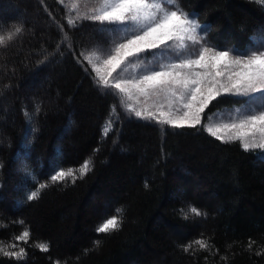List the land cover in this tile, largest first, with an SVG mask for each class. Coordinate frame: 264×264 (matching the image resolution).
Segmentation results:
<instances>
[{
    "label": "trees",
    "instance_id": "16d2710c",
    "mask_svg": "<svg viewBox=\"0 0 264 264\" xmlns=\"http://www.w3.org/2000/svg\"><path fill=\"white\" fill-rule=\"evenodd\" d=\"M178 3L210 25L209 44L244 52L258 47L252 37L264 36L260 0ZM71 6L72 0H0V35L18 22L26 27L0 47V246L24 247L27 255L19 264H264V153L221 144L203 131L129 118L118 101L94 87L95 74L70 51L38 66L40 50L51 52L61 38L53 17L65 24L76 55L90 47V22L67 27V19L75 18ZM240 102L225 98L208 114L227 119ZM25 111L34 117L31 125ZM109 118L115 130L105 137ZM31 127L38 131L33 134ZM29 150L30 159H16ZM85 160L91 171L83 178L50 182L53 164L57 170L78 169ZM22 163L49 185L34 201L25 196L39 185L24 182ZM193 208L204 215H194ZM113 215L120 227L97 233ZM25 230L28 242L15 241ZM196 239L210 249L193 245V252H184ZM40 243L49 251L42 252ZM0 264L18 262L0 255Z\"/></svg>",
    "mask_w": 264,
    "mask_h": 264
},
{
    "label": "snow or ice",
    "instance_id": "6c2138e0",
    "mask_svg": "<svg viewBox=\"0 0 264 264\" xmlns=\"http://www.w3.org/2000/svg\"><path fill=\"white\" fill-rule=\"evenodd\" d=\"M260 2L264 4V0ZM69 13H75V18L67 19L68 28L77 29L90 22L93 27L90 47L76 55L65 24L56 23L53 17L52 24L61 38L51 52L40 50L38 66L46 67L70 51L85 71L91 68L95 74L94 87L118 101L130 114L129 118L134 116L153 127L203 131L221 144L238 143L246 153H264V36L252 37L258 47L244 52L209 44L210 25L199 23L193 18L197 14L184 11L178 0H72ZM25 31L24 22L12 25L7 35H0V47L9 46ZM4 87L8 89L10 85ZM228 97L240 98L242 102L228 113L227 119L213 122L215 114H208L210 106L215 107ZM39 111L36 108L37 114ZM24 115L31 125L33 115L28 111ZM114 130L115 124L109 118L102 135L106 137ZM37 131V127H31L33 134ZM60 155L58 149L57 160ZM30 158V150L16 154L17 160ZM52 168V184L69 178L74 183L91 171V164L85 160L78 169L57 170L55 164ZM19 171L24 174L25 183L31 180L39 185L25 196L27 201L36 200L49 185L39 183L35 170L27 163H22ZM191 211L196 216L204 215L194 208ZM119 227L120 222L113 215L96 232L107 234ZM29 238L30 230H25L15 241L27 243ZM254 243H249V251ZM193 245L203 251L210 249L207 241L196 239L185 245L183 251L193 252ZM37 246L42 252L49 251L46 243ZM261 254L256 252L257 256ZM0 255L19 264L27 253L13 242L0 246Z\"/></svg>",
    "mask_w": 264,
    "mask_h": 264
},
{
    "label": "rangeland",
    "instance_id": "374dc122",
    "mask_svg": "<svg viewBox=\"0 0 264 264\" xmlns=\"http://www.w3.org/2000/svg\"><path fill=\"white\" fill-rule=\"evenodd\" d=\"M81 5L83 6V3H81ZM72 7V6H71ZM70 7V8H71ZM1 21H0V25H1ZM202 24V23H201ZM203 25V24H202ZM201 34L203 35L204 33L203 32H201ZM149 59H151V57H149ZM131 72H132V70L131 69H129V74H131ZM215 115H213V122H216V121H218V120H216V117H217V115H219V112H215L214 113ZM212 115V114H211ZM208 122V121H207Z\"/></svg>",
    "mask_w": 264,
    "mask_h": 264
}]
</instances>
